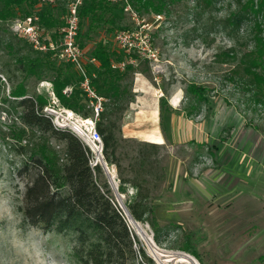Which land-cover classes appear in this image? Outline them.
<instances>
[{"label": "rangeland", "instance_id": "obj_1", "mask_svg": "<svg viewBox=\"0 0 264 264\" xmlns=\"http://www.w3.org/2000/svg\"><path fill=\"white\" fill-rule=\"evenodd\" d=\"M67 2L60 0L53 7L57 28L64 24ZM191 9L192 0H184L173 7L171 15L138 13L152 25V41L159 58L156 62L142 60L136 67L134 92L137 74L147 81L148 86L142 89V94L136 93L142 99L138 104L141 108L129 107L118 122L121 129L118 132L121 138L118 154L122 157V166L127 169L124 176L132 177L128 168L130 158L136 154V146L127 140L152 141L143 135L125 137L122 131L125 114L128 111L130 120L140 121L142 118L137 119L138 112L143 109L147 113L156 100L165 136L162 143H157L162 145L158 170H163L164 180L155 187V177L141 176L147 180L144 186L149 188V201L157 222L155 232L149 223L138 221L145 231L141 237L124 210L138 189L131 184L119 189L117 166L113 164L114 185L101 165L115 204L124 214L134 236L136 256L127 264H264V103L256 98L253 89L226 79L228 65L214 62L215 54L230 46L226 36L210 33L204 40L186 31L192 25ZM157 15H161V19L156 20ZM133 27L135 23L131 17L120 7L111 5L110 10H104L95 19L82 18L80 42L87 50L99 42L116 47L113 40L116 30ZM54 61L57 64L64 62L58 57H54ZM0 75L8 94L10 83L3 74ZM27 82L30 92L47 93L52 100L48 92L52 88L49 80L30 77ZM191 83L209 89L210 98L216 102L214 118L208 116L207 104L201 103L200 110L194 108L198 107L197 100L187 92ZM176 93H180V101L174 109L170 101ZM180 115L190 120L189 130L182 129L185 121ZM15 121V111L7 113L2 107L0 177H6L16 185L20 206L25 183L15 171L21 164V157L9 151L3 136ZM215 142L223 144L217 160L208 148ZM224 153L229 154L228 162L224 160ZM3 207L7 211L6 202ZM14 225L15 221L5 219L0 222V230H10ZM155 233L159 241L155 239ZM192 234L194 249L199 255L191 247ZM66 239L73 248L71 237ZM74 264L78 263L74 261Z\"/></svg>", "mask_w": 264, "mask_h": 264}, {"label": "trees", "instance_id": "obj_2", "mask_svg": "<svg viewBox=\"0 0 264 264\" xmlns=\"http://www.w3.org/2000/svg\"><path fill=\"white\" fill-rule=\"evenodd\" d=\"M182 1L131 0V4L140 15H171L173 7ZM36 3L37 0H0V74L11 87L7 94L6 83L0 75V110L3 107L7 113L12 110L16 113V121L3 136L9 151L21 157L15 175L24 181L25 187L18 210L30 218L32 224L55 228L65 237L70 236L74 242L71 257L78 264H127L136 256L134 236L115 204L103 167L101 164L91 166L92 151L75 131L53 123V116L45 111L51 103L50 96L29 91L30 77L47 79L61 106L84 117L92 114L86 96L78 87L80 75L73 65L57 64L53 52L35 50L12 30V21L32 13ZM111 5L124 12L120 2L84 0L80 6L81 22L86 16L95 19L104 10H110ZM45 7L41 10L42 23L47 28H57L52 13L55 6ZM191 15L192 25L186 31L204 40L210 33L226 36L230 46L217 52L214 62L228 65L226 79L253 89L256 98L264 103V0H192ZM80 45L85 48L83 43ZM87 53L97 60V63L87 64L92 83L106 99L96 122L104 143V159L117 166L119 189H125L127 184L138 189L128 204L131 216L136 221L149 223L156 232L149 188L144 186L147 180L141 176H153L157 181L155 187L161 185L164 172L161 168L158 170V155L162 145L127 140L136 146L128 168L132 177L124 176L127 169L118 154L121 141L118 122L136 99L133 91L136 67L113 68L112 63L123 53L107 42L97 43ZM69 85H73V91L66 94L63 90ZM187 92L197 100L198 107L194 108L200 110L201 103H205L208 116L211 119L216 116V102L210 98L207 87L191 83ZM208 148L217 160L223 144L215 142ZM225 153L224 160H229V154ZM155 239L159 241L157 233ZM193 240L192 234L191 247L199 255ZM142 253L145 257V252Z\"/></svg>", "mask_w": 264, "mask_h": 264}, {"label": "built area", "instance_id": "obj_3", "mask_svg": "<svg viewBox=\"0 0 264 264\" xmlns=\"http://www.w3.org/2000/svg\"><path fill=\"white\" fill-rule=\"evenodd\" d=\"M60 0H37L32 13L17 17L12 21V30L20 37L26 39L32 47L39 52H53L62 61L73 65L80 75L78 87L86 96L92 114L84 117L72 109L60 105L53 88L48 92L52 96L51 103L45 107V111L53 116V123L59 127H68L75 131L90 147L92 167L101 164L104 169L113 176L112 183L115 185V171L113 164H103L104 143L102 135L96 126V122L104 110L106 99L101 96L92 83V75L87 70L88 63H97L94 57H90L87 50L80 45L79 35L81 29L80 6L84 0H68L64 24L47 33L42 23L41 8L43 6H56ZM120 2L124 13L128 14L135 23L133 28H122L116 30L113 35L114 44L122 57L112 63L113 68L125 70L129 65L138 67L140 61L156 62L159 52L153 45L151 36L152 25L140 18L138 12L132 7L131 0H107ZM156 16V20L161 19ZM52 86V84H50ZM64 93L73 91V85L66 86Z\"/></svg>", "mask_w": 264, "mask_h": 264}, {"label": "clouds", "instance_id": "obj_4", "mask_svg": "<svg viewBox=\"0 0 264 264\" xmlns=\"http://www.w3.org/2000/svg\"><path fill=\"white\" fill-rule=\"evenodd\" d=\"M15 189L13 182L0 177V222L15 221L10 230H0V264H74L72 245L62 233L32 224L18 210L20 198ZM5 202L7 211L3 207Z\"/></svg>", "mask_w": 264, "mask_h": 264}, {"label": "crops", "instance_id": "obj_5", "mask_svg": "<svg viewBox=\"0 0 264 264\" xmlns=\"http://www.w3.org/2000/svg\"><path fill=\"white\" fill-rule=\"evenodd\" d=\"M47 33L52 32L54 29L56 28H47L45 26ZM134 86V84H133ZM147 81L143 79V77H141V75L137 74V77L135 78V93H140L142 94L143 91L142 89L147 88ZM134 91V90H133ZM139 96H137V101L136 99L130 103L129 107L130 108H134L136 106V110H138L139 108V103L142 102V99ZM179 101H180V93H176L175 95H173L171 101H170V105L176 109L179 106ZM137 104V105H136ZM128 107V109H129ZM127 109V110H128ZM158 107L156 105V100H155V104L154 106L146 113L143 111V109L140 110V113L138 112L137 114V119H140V121L136 120V121H132L130 120L128 117V111L125 114V119H124V124L122 127V131L124 133L125 137H135V135H143V136H148L150 138V141L152 142H156V143H162V140L165 138L162 127L160 125L159 122V111H158ZM143 113H144V117H143ZM183 114V112L181 113ZM124 118V117H123ZM180 118L185 121L183 123L182 129H186L189 130V125L188 122H190L189 119H187L186 117H184L183 115H180ZM180 128V126H178ZM178 128V130H179ZM183 132V130H182ZM180 134H181V130H180ZM156 140V141H155ZM159 141V142H158Z\"/></svg>", "mask_w": 264, "mask_h": 264}, {"label": "bare ground", "instance_id": "obj_6", "mask_svg": "<svg viewBox=\"0 0 264 264\" xmlns=\"http://www.w3.org/2000/svg\"><path fill=\"white\" fill-rule=\"evenodd\" d=\"M155 141H156V140H155ZM158 142H159V141H158ZM121 198H122V197H120V200H121ZM121 202H122V200H121ZM122 204H123V203H122ZM124 210H125V212H126L128 218H129V221H130L131 225L136 229V231L138 232V234L141 235V237H142V235L145 234V231H144V229H143V226L141 225L140 222L136 221V220L131 216V214L128 212V208H126L125 206H124ZM180 259H181V258H180ZM183 263H184V262H183ZM187 263H188V262H187ZM189 263H190V262H189Z\"/></svg>", "mask_w": 264, "mask_h": 264}, {"label": "water", "instance_id": "obj_7", "mask_svg": "<svg viewBox=\"0 0 264 264\" xmlns=\"http://www.w3.org/2000/svg\"><path fill=\"white\" fill-rule=\"evenodd\" d=\"M103 164H104V165L106 164L105 160H103ZM107 173H108L110 179H113V176L111 175V173H110L109 171H107ZM128 212L130 213L129 209H128ZM125 214H126V213H125ZM130 214H131V213H130ZM126 216H127V215H126Z\"/></svg>", "mask_w": 264, "mask_h": 264}]
</instances>
